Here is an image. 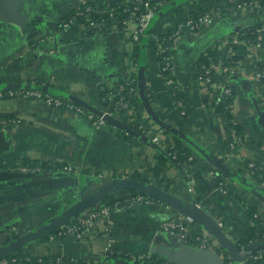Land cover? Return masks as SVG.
<instances>
[{"label": "crops", "instance_id": "obj_1", "mask_svg": "<svg viewBox=\"0 0 264 264\" xmlns=\"http://www.w3.org/2000/svg\"><path fill=\"white\" fill-rule=\"evenodd\" d=\"M93 1L0 0V89L36 87L97 114L106 110L105 95L113 99L129 82L137 89L135 104L117 106L105 125L33 98H0V115L10 120L0 128V250L18 241L22 254L82 264H244L246 252L235 255L230 246L250 233V207L264 221V190L247 165L264 167V78H256L264 46L233 33L264 25V0H172L140 41L133 39L135 22L98 29L82 18L64 25L72 10ZM120 1L129 0H105ZM192 13L212 18L173 35ZM167 33L168 43L160 38ZM169 47L172 68L161 75L160 56ZM209 50L235 63L232 113L244 140L234 149L215 90L198 79ZM180 148L192 154L183 169L175 161ZM127 178L156 186L179 206L150 195L88 228L74 225L104 203L100 198L60 223L80 202ZM134 190L141 192L107 197L122 200ZM176 213L192 234L208 238L206 248L179 244L161 230ZM64 226L82 228L51 234Z\"/></svg>", "mask_w": 264, "mask_h": 264}, {"label": "trees", "instance_id": "obj_2", "mask_svg": "<svg viewBox=\"0 0 264 264\" xmlns=\"http://www.w3.org/2000/svg\"><path fill=\"white\" fill-rule=\"evenodd\" d=\"M148 1L149 4L154 7L157 11L160 10V8L164 5L169 3L172 0H129L128 2H117L111 6H107L105 0H94L93 2H87L82 5H80L78 8H75L72 10L70 15L74 17V22L79 21L82 18L89 24L91 22L97 23V27L102 28L105 23H111L115 22L118 23L121 27L126 26V21L129 19H135L136 17L140 16L142 13L145 12L144 8V2ZM88 8H90L88 10ZM106 10V11H104ZM201 15L197 13H192L190 18L192 21V28L190 29H197L198 26H201L198 22V19ZM262 25L252 26L243 30H237L233 33V35H236L240 37L241 39H247L249 41H257L258 32L257 29L260 28ZM185 30V29H184ZM182 30L181 32H183ZM174 34V33H173ZM168 36H170L168 33L166 35H162L160 38L162 41H166L168 43ZM172 49L169 47L166 52H162L160 56V61L163 65V59L165 55H171ZM212 62L219 61L218 54L214 52L213 50H209L204 54V56L201 58L199 63V74H201V71L203 69V66L210 65ZM229 61V62H228ZM227 65H234V60L232 58L227 59L226 62ZM166 73H169V70L166 71ZM198 74V75H199ZM212 80L213 81H220L219 76L215 73H211ZM230 77V79L233 77L230 76L229 73L224 72L222 75V80L227 79V77ZM132 88V90H131ZM134 88V89H133ZM209 90H211V87L208 86ZM123 93L120 95H116L117 91H114V98L109 99L107 95L104 96L103 101L104 105L109 108L110 112H113L116 107L118 106L119 102H126L131 105L135 104L136 100V84L134 83V86L131 82H129L127 85H124ZM206 90L207 92L209 91ZM215 102L218 106L219 116L224 122V127L227 131L228 137L227 141L228 143L233 140L232 132L235 131L236 134L244 140V133L242 131L241 126L236 121L234 114L232 113V104L234 103L236 92L234 91V87L232 86V91L230 94H224L221 90H217L213 93ZM10 121L9 118H5L4 116L0 115V128H3L6 125V122ZM192 154L184 149H181L176 154V163H178L180 168H186V165L191 163L189 160ZM250 164V162H248ZM247 164V165H248ZM43 167V165H42ZM33 168L38 169L37 166H33ZM250 171L252 173V177L256 180V182L261 185L264 184V167L259 164L255 163V165L251 168ZM132 192V196L126 197V199H122V203H126L131 200H137L138 197H142V199H153L150 195L144 193V192ZM155 199V198H154ZM103 201L107 202L111 205L112 209L115 207V202H113V197H105L102 198ZM249 216L253 221V227L251 228L250 233L237 240L235 246L238 251H244L246 250L249 252V256L247 259L246 264H264V221L262 218L257 214V210L254 209V207L249 208ZM78 219L74 221V225L76 226L80 225L78 224ZM82 227H78V229H75L74 231H78ZM60 230L56 229L51 234H55V236L59 235ZM62 235V234H61ZM187 242L189 244H199V241L196 240V235L190 234ZM259 252L261 253V257H256ZM2 258H6L8 260H11L12 264H82V262H74L71 261L68 258L60 257V256H41L36 257L32 255H25L22 254L21 251H17L15 253H9ZM227 264H234L230 258L226 259Z\"/></svg>", "mask_w": 264, "mask_h": 264}, {"label": "built area", "instance_id": "obj_3", "mask_svg": "<svg viewBox=\"0 0 264 264\" xmlns=\"http://www.w3.org/2000/svg\"><path fill=\"white\" fill-rule=\"evenodd\" d=\"M144 8L145 12L142 13L140 16L136 17L135 19H129L126 21V25L129 24L130 22H135L138 24L137 30L133 34V39L136 41H140L143 36L146 34L148 28L150 27V24L155 17V14L157 10L152 7L148 1L144 2ZM90 8H88L89 10ZM211 15L210 14H204L201 15L198 19V22L200 25L207 24L208 22L211 21ZM74 22V17L72 15H68L64 21V25L68 26L71 23ZM90 25H97L95 22H91ZM98 26V25H97ZM192 21L191 19H187L184 22L178 24L176 31L173 35H178L181 33L182 30L186 28H192ZM258 32V37L256 44L258 48H262L264 46V25L261 26L260 28L257 29ZM235 43L237 40L234 41ZM231 56L226 59H230ZM164 59L166 60V65L162 67V70H160V74L164 75V73L167 70H171V56H165ZM226 60L219 61L218 63L212 62L210 65L203 66V69L201 71V74L198 75V79L203 82L206 86H210L212 90H221L224 94H230L232 91V80L228 76L227 79L222 80V75L224 72L229 73L231 76L234 69V65H227ZM229 62V61H228ZM215 72L219 76L218 82L212 80L211 73ZM257 79H262L264 78V64L262 65V68L257 72L256 74ZM169 83L173 84V80L169 79ZM132 90V88H131ZM4 96H11V97H25V98H33L36 100H40L44 102L48 106H54L56 108H69L71 111H76L78 114L86 116L89 120H92L95 124L98 125H105L107 123L108 117H111L113 115V112H110L109 110H102L98 114L87 111L85 112L84 110L80 109L77 107L75 104L72 102H66L63 97L53 94V93H47L44 92L41 89H38L36 87H31V86H19V87H14L11 86L9 89L7 88V91L4 89H0V98ZM118 106L121 107H127V102H119ZM4 128V127H3ZM2 128V129H3ZM232 137L233 140L229 142V145L231 148H236L237 146L241 145L243 140L236 134L235 131L232 132ZM153 141L157 142L159 141V137L155 136L153 138ZM175 157V156H174ZM253 167V166H252ZM22 171H28V168L24 167L21 169ZM261 188L264 190V184H261ZM126 199V198H125ZM142 199L141 197H138L137 200ZM134 201V200H131ZM131 201H128L126 203H122L121 200H117L115 202V207L118 208L122 205H126L130 203ZM112 207L111 205H104L100 209H96L95 211H92L86 216H81L78 218V222L82 226H86L87 228L92 226L95 223L96 219L102 218V219H108L109 216L111 215ZM161 230L163 232L168 233L171 237H173L176 241L185 244V245H190V246H199L200 248H206L209 245L208 238L206 236L197 234L196 235V240L199 241V244H189L187 242V239L189 235L191 234L190 232V227L188 222L184 217L182 218H177V217H172L169 218L165 221L162 222L161 224ZM75 230L76 227H68L66 230V227L64 226L62 229H60V233L64 234L66 231H72ZM243 252H246L249 256V252L244 250ZM261 253L256 257H261ZM11 260H8L6 258H0V264H12Z\"/></svg>", "mask_w": 264, "mask_h": 264}, {"label": "water", "instance_id": "obj_4", "mask_svg": "<svg viewBox=\"0 0 264 264\" xmlns=\"http://www.w3.org/2000/svg\"><path fill=\"white\" fill-rule=\"evenodd\" d=\"M120 189H136V190L144 192L148 195L156 196L160 199L168 201L173 205L179 206V203H177L175 198H173L168 193H164L163 191L158 189L156 186L151 185V184H146V183L141 182V181L136 180V179L127 178V179H122V180H114L106 188L101 190L98 194H96L92 198L84 200L83 202H80L77 206H75V209H76V210H74L75 212L70 213V215L64 214L63 215L64 217L62 216L60 223H65L70 217L76 216L77 213H79L81 210L85 209L86 207H89L90 205L94 204L100 198H105V197L109 196L110 193L114 192L115 190H120ZM178 243L182 244L180 242H178ZM18 244H19L18 241H16L15 243L10 244L9 246L1 249L0 250V258L5 256L9 251L18 247ZM230 247H231V253L235 252V255L239 254L238 250L236 249V247L234 245H232ZM247 257H248V254L246 253L245 255L242 256L241 262H243V263L245 262L244 264H246Z\"/></svg>", "mask_w": 264, "mask_h": 264}, {"label": "rangeland", "instance_id": "obj_5", "mask_svg": "<svg viewBox=\"0 0 264 264\" xmlns=\"http://www.w3.org/2000/svg\"><path fill=\"white\" fill-rule=\"evenodd\" d=\"M222 60H226V56L224 55L222 58H221ZM261 64H264V62L262 61L261 62ZM105 109H107V110H109V108L108 107H104ZM255 165V163L254 162H250V164H248V169L250 170V168L249 167H251L252 168V166H254ZM261 186V185H260ZM126 197H124V198H122V199H125ZM117 201V199H115V200H113V202H116ZM104 203H101V204H98V205H96V206H94L93 208L94 209H100L102 206H104V205H106V204H108L107 202H105V201H103ZM108 205H110V204H108ZM172 217H177V218H182L183 216L180 214V213H176V214H174V215H172V216H170V218H172ZM102 219V218H101ZM103 220H105V219H103ZM252 223H253V221H252ZM47 226H45V228H46ZM43 228V227H42ZM44 229V228H43ZM43 234V233H42ZM14 235H17V234H14ZM200 235H203V234H200ZM18 236V235H17ZM204 236V235H203ZM15 237V236H14ZM20 239V238H19ZM14 243V242H13ZM21 248H23V247H18V248H16V251L17 250H20Z\"/></svg>", "mask_w": 264, "mask_h": 264}]
</instances>
